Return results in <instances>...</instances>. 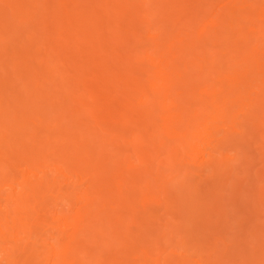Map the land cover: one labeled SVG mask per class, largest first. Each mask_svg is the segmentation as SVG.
I'll return each mask as SVG.
<instances>
[{"label": "bare ground", "instance_id": "bare-ground-1", "mask_svg": "<svg viewBox=\"0 0 264 264\" xmlns=\"http://www.w3.org/2000/svg\"><path fill=\"white\" fill-rule=\"evenodd\" d=\"M0 264H264V0H0Z\"/></svg>", "mask_w": 264, "mask_h": 264}, {"label": "rangeland", "instance_id": "rangeland-1", "mask_svg": "<svg viewBox=\"0 0 264 264\" xmlns=\"http://www.w3.org/2000/svg\"><path fill=\"white\" fill-rule=\"evenodd\" d=\"M242 118H243V117H242ZM250 119H251V118L247 117V118L244 119V120L242 119V121H246V122L249 121V122H250ZM68 125H69V124H68ZM246 143H247V142H246ZM249 143L251 144V142H249ZM249 143H247V144L249 145ZM244 145H245V143H244ZM244 145H243V146H240V147H241V148H242V147L244 148ZM248 145H246L245 147L247 148L246 150H248V153L250 154L249 151H250V149H251V146H248ZM233 146H234V147H233L232 149L235 148V145H234V144H233ZM238 147H239V145H238ZM240 147H239V148H240ZM248 147H249V148H248ZM239 148H238V149H239ZM243 148H242V149H243ZM252 148H256V147L252 146ZM240 150H241V149H240ZM246 150H245V151H246ZM256 150H257V148H256ZM253 151H254V149H253ZM253 151L251 150V154L253 153ZM254 152H256V151H254ZM251 154H250V155H251ZM254 154H255V153H254ZM251 156H253V155H251ZM254 156H256V155H254ZM251 158H252V157H251ZM257 162H258V161L256 160V164H257ZM256 164H255V162L253 163L254 166H255ZM238 165H239V164H238ZM237 167H240V165L237 166ZM248 181H249V180H247V181L245 180L244 185H243V188H244L245 186H247L246 182H248ZM247 189H248V188L245 187V190H247ZM243 190H244V189H243ZM245 190L243 191L244 194L242 193V196L244 195V196H246V197L248 198V197L250 196V194L252 195V193H250L251 191H248V190H247L248 193H246ZM227 191H228V190H226V189H225V190L222 189V191H221L222 194H223V199H222V201H223V203H224V208L226 207V208L228 209V206L230 205V206H229L230 209L228 210L229 212H226V211H227L226 209L224 210V212L229 213V214H226V215L229 216L230 218H232V219H230V220L233 221V222H232V221L230 222V223H231V227H232V228L230 227V229H232V230H239L238 233L236 232V234H235V232H232V231L228 230V231H227V236H228V239H231L230 241H232V239H233L234 237H238V238H239L238 240H239V242H240V240H241L240 237H242L241 235L239 236V234H240L239 232H241V231H240V230H241V226L238 224L237 219L240 218V213H241L240 210L242 211V210H243V207H241V204H240L239 202L237 203L238 205H237L236 203H233V200H232L231 198H228V197H227V195H229V194L227 193ZM245 194H248L249 196H247V195H245ZM5 196H6V194H4L3 197H5ZM244 196H243L242 198H246V197H244ZM250 197H253V196H250ZM252 199H253V198H252ZM252 199H251V200H252ZM224 201H226V202H224ZM228 201H229V202H228ZM227 202H228V203H227ZM226 203H227V205L225 206ZM231 203H232V204H231ZM234 204H236V205H234ZM239 205H240V206H239ZM236 206H237L238 209H236ZM231 207H232L233 209H231ZM248 208L251 209V210L253 209V207H252L251 204L249 205V207H245V210L248 209ZM231 210H233L234 212L231 211ZM234 213H235V214H234ZM231 214H232V215H231ZM229 217H228V218H229ZM233 218H237V219H234V220H233ZM260 218H262V216H260ZM235 221H236V224H235ZM233 225H235V226H233ZM238 225H239V226H238ZM226 229H228V228H226ZM231 233H232V234H231ZM241 233H242V232H241ZM242 235H243V234H242ZM229 236L232 237V238H230ZM243 238H244V237H242V240H243ZM234 239H235V238H234ZM242 240H241V241H242ZM236 242H237V239H236ZM236 242H235V243H236ZM239 242H238V244H239ZM235 243L233 242L234 245H235Z\"/></svg>", "mask_w": 264, "mask_h": 264}]
</instances>
